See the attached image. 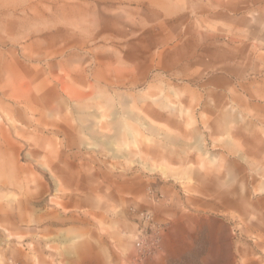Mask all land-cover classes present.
<instances>
[{"label":"rangeland","instance_id":"1","mask_svg":"<svg viewBox=\"0 0 264 264\" xmlns=\"http://www.w3.org/2000/svg\"><path fill=\"white\" fill-rule=\"evenodd\" d=\"M0 264H264V0H0Z\"/></svg>","mask_w":264,"mask_h":264},{"label":"built area","instance_id":"2","mask_svg":"<svg viewBox=\"0 0 264 264\" xmlns=\"http://www.w3.org/2000/svg\"><path fill=\"white\" fill-rule=\"evenodd\" d=\"M140 217L143 220V225L150 227L151 230L149 233L141 230L134 245L138 252L144 256H151L160 248L161 232L159 226H155L149 212H140Z\"/></svg>","mask_w":264,"mask_h":264}]
</instances>
